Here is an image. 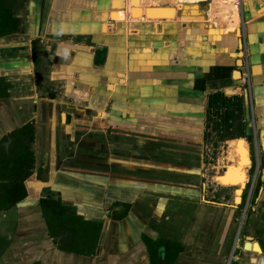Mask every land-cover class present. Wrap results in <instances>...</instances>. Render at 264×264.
Returning <instances> with one entry per match:
<instances>
[{
  "label": "crops",
  "instance_id": "0c3cea01",
  "mask_svg": "<svg viewBox=\"0 0 264 264\" xmlns=\"http://www.w3.org/2000/svg\"><path fill=\"white\" fill-rule=\"evenodd\" d=\"M218 1L2 0L0 138L31 123L34 168L0 211V264H264V0L234 26ZM238 139L236 204L229 155L210 161Z\"/></svg>",
  "mask_w": 264,
  "mask_h": 264
},
{
  "label": "trees",
  "instance_id": "16d2710c",
  "mask_svg": "<svg viewBox=\"0 0 264 264\" xmlns=\"http://www.w3.org/2000/svg\"><path fill=\"white\" fill-rule=\"evenodd\" d=\"M19 20L12 16L0 0V37L17 31ZM6 86L0 82V97L7 96ZM34 127L31 123L17 128L0 138V211L8 210L27 195L25 181L34 168ZM41 206L49 224L66 225L70 208L60 201L46 196Z\"/></svg>",
  "mask_w": 264,
  "mask_h": 264
},
{
  "label": "bare ground",
  "instance_id": "6f19581e",
  "mask_svg": "<svg viewBox=\"0 0 264 264\" xmlns=\"http://www.w3.org/2000/svg\"><path fill=\"white\" fill-rule=\"evenodd\" d=\"M223 9H230L232 11L233 22H230V26H234L238 23V16H237V8L233 5L230 1H218ZM163 11H171L173 13V9H159V8H150L148 9L149 16L162 13ZM170 12V13H171ZM153 13V14H152ZM161 17V16H160ZM227 19V17H226ZM237 29V28H236ZM228 159L232 162L231 164L227 165V169L225 173L216 177L217 181L224 185V186H236L235 189V201L236 203H240L241 201V193L243 188L246 185L247 181V168L250 165V159L248 155V148L243 139H238L232 141L231 143V150ZM252 249L259 250L258 244H252Z\"/></svg>",
  "mask_w": 264,
  "mask_h": 264
},
{
  "label": "rangeland",
  "instance_id": "374dc122",
  "mask_svg": "<svg viewBox=\"0 0 264 264\" xmlns=\"http://www.w3.org/2000/svg\"><path fill=\"white\" fill-rule=\"evenodd\" d=\"M230 12V9H226L225 8V10L223 11V13L224 12ZM254 148V147H253ZM225 152L224 153H222L221 152V154H218L216 151V153H215V155H211V163H212V165H215L216 166V168H212V167H210L209 168V170H208V174H210V173H214V170L213 169H216V171L218 172L219 170H220V172H221V167H223V165L225 164L224 162H225V157L228 155V150H229V147H228V145H226V147H225ZM253 150V149H252ZM220 155V156H219ZM218 156L220 157L218 160L216 159V158H218ZM223 160H224V162H223ZM253 160H254V163L256 164V154H255V151L253 150ZM217 161V162H216ZM221 161V162H220ZM214 162V163H213ZM227 167V166H226ZM225 168V167H224ZM255 169H256V167H255ZM254 168H252V167H250V170H249V174H250V179H252L253 180V176H254V174H255V170ZM258 169V168H257ZM226 170V169H225ZM222 174V173H221ZM218 175V174H217ZM216 175V176H217ZM252 180H248V185H247V191L245 190V198H244V200H245V202L247 201V199L249 198L248 197V195H249V190H250V184H251V182H252ZM210 181V180H209ZM217 181V180H216ZM211 183L213 184V182L211 181ZM212 184H210L211 186H212ZM216 185L217 184H213V186L212 187H215L216 188ZM217 189V191H220L218 188H216ZM231 191V190H230ZM234 192H235V188H234ZM243 193V192H242ZM242 193H241V195H242ZM223 194H225V193H223ZM234 200H235V198H234ZM235 203H236V201H235ZM236 204H238V203H236ZM239 225V224H238Z\"/></svg>",
  "mask_w": 264,
  "mask_h": 264
},
{
  "label": "built area",
  "instance_id": "2783aa9c",
  "mask_svg": "<svg viewBox=\"0 0 264 264\" xmlns=\"http://www.w3.org/2000/svg\"><path fill=\"white\" fill-rule=\"evenodd\" d=\"M223 1H230L233 5H235L236 7H239L241 5L242 0H223ZM243 68H244V70H242V76H243L245 81H249L250 73H249V70H248L246 64H244Z\"/></svg>",
  "mask_w": 264,
  "mask_h": 264
},
{
  "label": "water",
  "instance_id": "95a60500",
  "mask_svg": "<svg viewBox=\"0 0 264 264\" xmlns=\"http://www.w3.org/2000/svg\"><path fill=\"white\" fill-rule=\"evenodd\" d=\"M228 155H229V152H228ZM227 168V167H226ZM226 168H224V169H226Z\"/></svg>",
  "mask_w": 264,
  "mask_h": 264
}]
</instances>
